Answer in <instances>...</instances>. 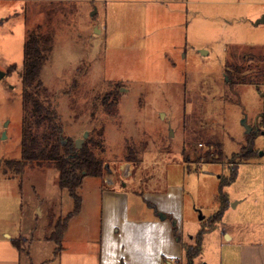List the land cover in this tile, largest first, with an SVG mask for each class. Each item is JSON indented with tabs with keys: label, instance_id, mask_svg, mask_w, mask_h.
<instances>
[{
	"label": "rangeland",
	"instance_id": "1",
	"mask_svg": "<svg viewBox=\"0 0 264 264\" xmlns=\"http://www.w3.org/2000/svg\"><path fill=\"white\" fill-rule=\"evenodd\" d=\"M262 17L264 0H0V260L14 248L18 264H58L49 237L74 210L56 171L26 168L18 178L1 166L21 157L19 73L27 34L39 26L52 38L40 79L63 135L74 143L85 133L84 141L100 138L95 152L107 167L103 178H114L118 190L124 182L143 194L180 192L183 237L219 211L220 183L234 169L228 163L251 134L241 126L245 119L256 158L238 165L235 181L222 188L230 203L216 224L234 241L222 243V254L214 234L201 258L219 264L229 249L238 260L235 244L260 240L264 87L260 94L229 85L225 65L231 56L240 65L244 47L264 48V24L255 26ZM216 145H223L226 162L203 164L206 153L217 158ZM123 164L129 168L122 173ZM106 188L102 179L84 177L82 214L72 218L68 238L85 226L92 238L98 235L97 198ZM143 199L130 194L134 215L152 209ZM15 239L20 252L11 244ZM201 258L196 264H206Z\"/></svg>",
	"mask_w": 264,
	"mask_h": 264
},
{
	"label": "trees",
	"instance_id": "2",
	"mask_svg": "<svg viewBox=\"0 0 264 264\" xmlns=\"http://www.w3.org/2000/svg\"><path fill=\"white\" fill-rule=\"evenodd\" d=\"M52 50V38L42 32L41 27L30 30L25 39L23 47L22 71L19 78L22 86V123H21V157L19 160H9L3 163L4 171H12L16 177H22L26 168H38L40 171L54 170L58 173L57 185L60 190L67 191L74 203V210L69 214L62 224L54 227L49 240L57 245L56 252L60 251V244L63 233L66 230L68 221L80 210L81 198L79 191L83 179L86 176L103 179L106 172V165L96 156L95 149L101 147L102 141L92 137L84 141L80 149L75 143L63 135V126L57 113L50 94L40 79L44 64L50 57ZM240 65L231 62L229 57L225 65V74L229 85L237 87H253L261 94L264 87V48L244 47L239 53ZM15 66H11L13 69ZM13 72V71H12ZM102 134V133H99ZM253 130L245 145L238 153H233L231 158L234 169L228 179L220 183L219 211L207 222H200V230L194 238L193 245L184 247L185 263L193 264V261L200 256L204 235L212 231L216 224L223 218L224 212L229 207L228 199L222 192V188L228 187L235 181L238 165L247 164L256 158L254 148L250 147V139L253 137ZM209 147L215 145H208ZM217 158L206 153L199 160L203 164H223L227 156L222 147ZM222 148V149H221ZM219 158V159H218ZM231 158H229L231 160ZM217 160V161H216ZM238 161V162H235ZM200 162V161H199ZM12 245L20 252L18 240H12ZM58 253V252H57Z\"/></svg>",
	"mask_w": 264,
	"mask_h": 264
},
{
	"label": "crops",
	"instance_id": "3",
	"mask_svg": "<svg viewBox=\"0 0 264 264\" xmlns=\"http://www.w3.org/2000/svg\"><path fill=\"white\" fill-rule=\"evenodd\" d=\"M127 164L120 167V172L128 171ZM107 173L110 175V172ZM102 181L106 183L107 188L101 190L97 198L99 227L96 239L88 233L86 226L77 229L80 232L76 236L68 238L70 222L75 218L77 220L82 214L81 200L79 212L68 221L63 233L60 251L57 253L58 264H186L184 247L193 245L200 226L193 236L187 234L185 235L187 239L183 237L182 234L186 231H184L182 209L183 197L180 192L172 195L170 194L172 188H168L166 192L160 194L156 192L143 194L144 192L132 191L131 185L124 182H120L121 190H118L114 178L109 180L103 178ZM130 194L143 195V200L153 205L152 209L145 205L149 213L139 212L134 215V210L132 211L130 207ZM214 234L220 235L216 238V241L221 240L217 242L216 249L222 254L224 248L222 243L230 247L234 241L231 234L220 231L216 226L204 235L200 258L207 238H211ZM234 246H238V260L231 258V256L235 257V253L226 249L225 257L221 258L219 264H264V230L260 240L243 245L237 243ZM8 256L7 262L0 260V264L19 263L20 259L18 254L14 253V248ZM199 257L193 261V264H196ZM200 260L201 263L209 264L203 258Z\"/></svg>",
	"mask_w": 264,
	"mask_h": 264
},
{
	"label": "water",
	"instance_id": "4",
	"mask_svg": "<svg viewBox=\"0 0 264 264\" xmlns=\"http://www.w3.org/2000/svg\"><path fill=\"white\" fill-rule=\"evenodd\" d=\"M262 24H264V17L260 18L259 20H257L255 22V26L262 25ZM204 53L205 52L202 51V54H204ZM4 76H5V73L0 72V79H2ZM241 126L244 128L246 135H249L252 132V129L247 126L245 119L242 120ZM87 136H88V134L85 133L82 140H78V141L75 142V147L77 149H80L82 147L81 145L84 142V140L87 138ZM162 218H164V217H162Z\"/></svg>",
	"mask_w": 264,
	"mask_h": 264
}]
</instances>
